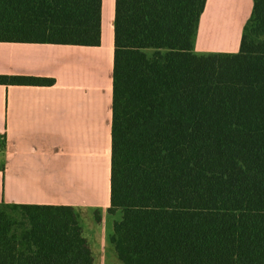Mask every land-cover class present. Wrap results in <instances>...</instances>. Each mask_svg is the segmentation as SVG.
<instances>
[{
    "label": "trees",
    "instance_id": "16d2710c",
    "mask_svg": "<svg viewBox=\"0 0 264 264\" xmlns=\"http://www.w3.org/2000/svg\"><path fill=\"white\" fill-rule=\"evenodd\" d=\"M253 1L240 51L200 54L207 0H116L110 212H123L111 236L123 264H264V0ZM102 4L0 0V42L99 46ZM93 260L73 207L0 205V264Z\"/></svg>",
    "mask_w": 264,
    "mask_h": 264
},
{
    "label": "crops",
    "instance_id": "0c3cea01",
    "mask_svg": "<svg viewBox=\"0 0 264 264\" xmlns=\"http://www.w3.org/2000/svg\"><path fill=\"white\" fill-rule=\"evenodd\" d=\"M253 6L207 0L196 52H239ZM115 7L103 0L99 46L0 42V75L55 80L0 84V205L73 207L93 264H123L111 242L123 212H110Z\"/></svg>",
    "mask_w": 264,
    "mask_h": 264
},
{
    "label": "rangeland",
    "instance_id": "374dc122",
    "mask_svg": "<svg viewBox=\"0 0 264 264\" xmlns=\"http://www.w3.org/2000/svg\"><path fill=\"white\" fill-rule=\"evenodd\" d=\"M17 216H19V215H17Z\"/></svg>",
    "mask_w": 264,
    "mask_h": 264
}]
</instances>
